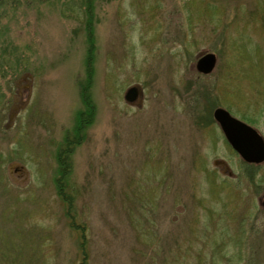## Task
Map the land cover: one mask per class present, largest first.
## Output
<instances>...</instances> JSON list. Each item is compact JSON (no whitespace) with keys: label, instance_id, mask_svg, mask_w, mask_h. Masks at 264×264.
Wrapping results in <instances>:
<instances>
[{"label":"rangeland","instance_id":"374dc122","mask_svg":"<svg viewBox=\"0 0 264 264\" xmlns=\"http://www.w3.org/2000/svg\"><path fill=\"white\" fill-rule=\"evenodd\" d=\"M216 108L264 139V0H0V264H264Z\"/></svg>","mask_w":264,"mask_h":264},{"label":"water","instance_id":"95a60500","mask_svg":"<svg viewBox=\"0 0 264 264\" xmlns=\"http://www.w3.org/2000/svg\"><path fill=\"white\" fill-rule=\"evenodd\" d=\"M215 65L216 56L213 53H204L196 60L195 70L199 74L208 75ZM141 96L140 88L132 86L125 91L123 99L131 105L138 102ZM212 117L228 145L242 161L257 165L264 162V139L256 129L232 117L223 108L214 109Z\"/></svg>","mask_w":264,"mask_h":264},{"label":"flooded vegetation","instance_id":"af4514ba","mask_svg":"<svg viewBox=\"0 0 264 264\" xmlns=\"http://www.w3.org/2000/svg\"><path fill=\"white\" fill-rule=\"evenodd\" d=\"M230 174V173H229Z\"/></svg>","mask_w":264,"mask_h":264}]
</instances>
